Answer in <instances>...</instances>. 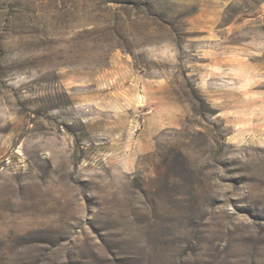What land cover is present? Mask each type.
I'll list each match as a JSON object with an SVG mask.
<instances>
[{
	"label": "rangeland",
	"instance_id": "obj_1",
	"mask_svg": "<svg viewBox=\"0 0 264 264\" xmlns=\"http://www.w3.org/2000/svg\"><path fill=\"white\" fill-rule=\"evenodd\" d=\"M0 264H264V0H0Z\"/></svg>",
	"mask_w": 264,
	"mask_h": 264
},
{
	"label": "trees",
	"instance_id": "obj_2",
	"mask_svg": "<svg viewBox=\"0 0 264 264\" xmlns=\"http://www.w3.org/2000/svg\"><path fill=\"white\" fill-rule=\"evenodd\" d=\"M170 170L174 173V178L176 181L172 183V190L175 197H180L184 195V188L188 187V183L192 178V170L188 167L186 158H184V154L177 153L173 160L169 163ZM181 193V195L179 194ZM180 221L173 222L169 225H160V229L167 230V234H164L162 240L159 243V246H184V239L178 237V235L182 234L180 227Z\"/></svg>",
	"mask_w": 264,
	"mask_h": 264
}]
</instances>
